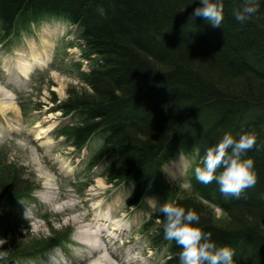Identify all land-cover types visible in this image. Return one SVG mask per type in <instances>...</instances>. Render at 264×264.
I'll list each match as a JSON object with an SVG mask.
<instances>
[{
    "label": "trees",
    "instance_id": "obj_1",
    "mask_svg": "<svg viewBox=\"0 0 264 264\" xmlns=\"http://www.w3.org/2000/svg\"><path fill=\"white\" fill-rule=\"evenodd\" d=\"M191 2L0 0V24L6 38L50 16L77 25L85 57L95 55L100 64L89 74L79 73L86 88L69 91L59 108L79 121L58 135L81 150L103 134L90 167L106 165L108 184H135L129 207H142L154 196L193 209L214 241L234 249L235 264H264V4L242 24L232 15L240 0H225L223 26L213 28L203 18L189 21L199 6V0ZM224 132L237 138L257 135V146L247 155L258 181L239 199L225 197L215 182L205 185L194 175L206 149ZM178 152L195 157L189 193L165 181L163 167ZM23 174L10 164L0 167L4 261L37 259L69 240L68 233L55 231L39 239L18 233L16 205L37 189ZM162 225L156 212L144 230H151L154 247L168 249L165 264H179L181 248L164 238Z\"/></svg>",
    "mask_w": 264,
    "mask_h": 264
},
{
    "label": "rangeland",
    "instance_id": "obj_2",
    "mask_svg": "<svg viewBox=\"0 0 264 264\" xmlns=\"http://www.w3.org/2000/svg\"><path fill=\"white\" fill-rule=\"evenodd\" d=\"M68 27L59 25V22L46 21L33 33L15 36L6 44L0 43V106L3 94L9 93L19 110L6 115L0 111V167L9 164L18 167L24 173L23 178L37 187V191L19 203L15 210L18 233L37 239L49 238L53 231L68 233L69 240L64 245L66 249H56L36 264H97L103 257L110 260L106 264H165L168 249L153 248L149 232H142L143 225L162 202L150 198L147 206L127 209L125 201L134 183L127 181L119 187L111 186L103 178L105 168L99 166L88 170L85 166L84 159H87L88 152L90 156L95 154L104 135L94 136L89 143V150L82 154L68 147L64 138L55 137L56 130L79 121L75 117L65 118L59 109L68 99V92L74 88H86L74 62L79 60L84 46L72 47L78 52L69 55L71 51L68 49L71 47L68 45L74 44V40L78 43V31L72 30L68 36ZM45 28L51 30L50 40L42 35ZM45 41L49 44H45ZM33 46L39 49L49 46L52 62L46 69L34 67L27 79L20 76L17 62L19 55L27 60L32 55ZM91 66L93 63L83 65L84 72L90 70ZM8 119L19 125L15 127ZM41 132L42 137L38 138ZM178 161L183 162L184 171L178 176H170L169 171ZM192 161L184 155H176L174 160L164 166L165 181L172 189L190 192L187 172ZM54 197L57 199L52 200ZM104 206L116 207V211L110 215V223H118L121 234L109 228L106 233L111 237L103 241L105 252H95L78 239L79 232L89 225L87 229L91 235L99 238L96 235L99 223L94 222L93 218L99 217ZM215 212L218 217L222 216L219 209ZM106 240L110 241L109 245ZM3 245L4 242H0V252ZM6 262L1 260L0 264H9Z\"/></svg>",
    "mask_w": 264,
    "mask_h": 264
},
{
    "label": "clouds",
    "instance_id": "obj_3",
    "mask_svg": "<svg viewBox=\"0 0 264 264\" xmlns=\"http://www.w3.org/2000/svg\"><path fill=\"white\" fill-rule=\"evenodd\" d=\"M193 3L196 0H192ZM261 4L264 0H240L239 6L232 9V15L237 22L246 23L260 11ZM197 18H203L213 28L222 27L225 0H199L189 21ZM256 146L255 132H245L238 138L224 132L218 142L206 149L201 165L195 167L196 180L205 185L215 182L225 197L239 199L258 181L254 160L247 155ZM157 211L163 216L164 238L175 241L181 248L179 264H235L234 249L214 241L212 234L200 226V216L195 210L169 201L162 203Z\"/></svg>",
    "mask_w": 264,
    "mask_h": 264
},
{
    "label": "bare ground",
    "instance_id": "obj_4",
    "mask_svg": "<svg viewBox=\"0 0 264 264\" xmlns=\"http://www.w3.org/2000/svg\"><path fill=\"white\" fill-rule=\"evenodd\" d=\"M69 23H71L67 18L62 17V20H60L59 25H63L64 26H69ZM42 35L44 36V38L46 39H51V30H47L45 28V30H42ZM47 42V41H45ZM45 44H49L48 42ZM50 58H51V52L49 51V46H45L43 49H39L38 47L33 46L32 49V55L27 59L24 60L23 55H19V60L17 62V68L19 70V74L20 76L22 75L24 78H29L30 76V72L34 69V67H43L42 69H46L48 67V64L50 63ZM95 68L93 66H91L90 70H88L85 73H91L92 70H94ZM2 92H5L4 90H1ZM13 100L14 98L12 97L11 94L9 93H4L3 94V99H2V105L0 106V111L1 114H5L8 112H17L18 108L13 104ZM12 101V102H11ZM19 111V110H18ZM10 124L15 125V127H17L19 124L18 123H13L12 121H10L9 119L7 120ZM8 123V124H9ZM12 127V125H11ZM13 130V129H12ZM16 130V129H15ZM43 132H41V134L38 135V138L42 137ZM181 161V160H179ZM174 164L173 169H171L169 171V175L170 176H178L180 174H182V172L184 171L185 166L182 164L183 162H179ZM50 188V187H49ZM57 197L53 198L52 200H56ZM51 202V197L49 199V203ZM116 211V207H112V206H104V209H102L100 211V215L99 217H96L94 219V221L96 223H99V228L96 229L97 230V236H94L93 234L91 235V232L87 229V227L89 225H85L83 228H81V231L79 232V240H82L83 243L89 245L90 247H92L95 252L98 251H105L106 247L103 244L104 241V236L108 235V233H106L109 228H111L114 232H116L117 234H121L120 229L117 228L118 227V223L116 222H111V213ZM76 221V219H75ZM67 230H70L69 228H67ZM92 230V229H91ZM102 233H106L103 234ZM121 236V235H120ZM115 237V236H114ZM97 241H101L102 243L100 244ZM107 259V260H106ZM110 262V260L106 257L100 258V261L97 264H106L105 262ZM15 262L20 263V262H24L26 264H36L34 262L33 258L27 257L26 259H21V260H9L6 263L9 264H15ZM29 262V263H27ZM111 264V263H110Z\"/></svg>",
    "mask_w": 264,
    "mask_h": 264
}]
</instances>
